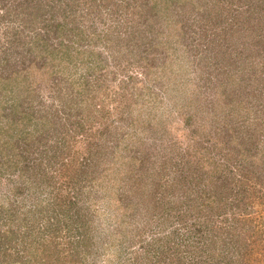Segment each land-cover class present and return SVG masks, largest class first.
<instances>
[{"label": "rangeland", "instance_id": "1", "mask_svg": "<svg viewBox=\"0 0 264 264\" xmlns=\"http://www.w3.org/2000/svg\"><path fill=\"white\" fill-rule=\"evenodd\" d=\"M30 1L0 0V231L59 242L65 264L80 235L84 264H180L178 253L184 264H264V0H74L66 21L91 38L58 74L34 61ZM26 83L34 102L18 98ZM30 106L51 124L10 138L9 119L22 129ZM81 107L94 114L84 128L70 116ZM95 150L104 160L94 168L113 165L111 179L78 193L77 168ZM219 164L237 193L209 205L212 222L199 226L184 186L202 167L221 181ZM224 244L223 255L212 251Z\"/></svg>", "mask_w": 264, "mask_h": 264}, {"label": "trees", "instance_id": "2", "mask_svg": "<svg viewBox=\"0 0 264 264\" xmlns=\"http://www.w3.org/2000/svg\"><path fill=\"white\" fill-rule=\"evenodd\" d=\"M75 2L76 1L74 0H35L33 4H29L28 10H27L28 17L26 18L23 17V22H25L26 24L23 30L24 32L26 31L27 36L31 37L30 38V41H31L30 48L34 56L33 57L34 61L36 60L41 61V64L37 67L39 70L46 69L47 67H51L49 68L52 70L51 72L54 74H58L59 72H63V70L70 69V67L75 65L74 61H71L72 58L74 57L73 50L78 48V44L82 43V40H89L91 38L90 35H82L79 32L78 27H74L73 25L70 24V23L73 24L74 22L76 23V18L73 19V21L69 23H68V20L66 21L67 17L74 16V11H76V8L73 6ZM77 2L81 3L80 0H77ZM124 24L127 26L134 25V23H132L131 21H126V23ZM29 69H31V67L25 70H20V69L13 70L10 75L5 77V82L6 80H11L13 78L23 75L24 71H27L26 75L29 76V72H30L28 71ZM62 75H64V73H62ZM27 80L28 79H26L25 81ZM67 80H68V77L66 81ZM123 83H125V81H123ZM30 84L31 83H26L22 86L21 94L18 97L19 99L20 98L24 99V94H25L26 97L29 96V98L31 99L30 100L31 102H34L35 97H34V94L32 95L33 89ZM67 95L68 97L73 96V94L70 93L69 91ZM83 102L85 101L83 100ZM71 105L72 107L75 106V104H71ZM30 107L32 108V106ZM81 109H83L82 111L83 113H81L80 115L78 114L76 116V115L71 114L70 116L74 118V122L77 123V125H80L81 127L84 128L83 125L85 124V122L91 120L94 114L93 112H88L85 114L84 113L85 109L83 107H81ZM35 111L36 110L32 108L29 110V112L24 113L22 118L25 121V125L24 127L21 126L22 129L19 128V130H17L16 132L14 131L15 133L13 132V130L18 128L16 126L17 124L15 123V125H11V121L9 119L8 121L9 130L6 131L8 133L7 135L10 136V138L13 135H16L17 137H19L21 133L22 137L20 139H22L24 138L23 135L27 133V130H25V127L28 126L29 124H34V123H35L34 128H37V130L39 128V125H41L43 127V130H45L46 127L49 124H51V119L43 122L41 121L39 117H37V115L35 114ZM66 118H68L67 115H66ZM75 132L77 133V131ZM28 133L31 135L30 128H29ZM60 138L62 140L63 136H61ZM1 146L4 147L5 144H1ZM2 147L0 148L2 149ZM57 147H58V144H57ZM100 154L97 153L96 155V150L95 152H90V154L86 156L85 165H82V167L77 168L79 172L77 174L75 184H78V187H77L78 193L82 192V190H84L85 188L94 187L95 189V186H96V190H97L101 186V184H103V188L105 187V184L108 185V182L111 179L110 175H111V172L114 170V167L113 165L109 164L106 167H104L103 170L100 172H99L98 167L94 168L96 165L98 164L101 165L103 163L104 155H100ZM241 155H244V154L242 153ZM132 157L133 158H130L128 160V163L131 166H132L131 161L137 159L136 156H132ZM246 161L247 160H244L241 163V168L247 169ZM200 164L202 163L200 162ZM219 165L220 166L215 165V167H219L216 170L217 174H219L221 171H227L226 174H224L223 176L224 179L222 178L221 181L218 180L219 177H216V179L213 178L214 174H210L211 169H209L210 173L206 174L203 171L204 167H202V168H199L197 173L193 174V176L191 177L192 179L188 180V183H186V185L184 186V190L187 191L188 204L192 206L190 210L195 209L196 213L200 214L198 215L200 220L197 221L199 226H203L204 224L209 225V223L212 222V219H213V217H211L212 212L208 213L209 211H205V209L209 207V205L215 207V209L213 210H218V208L220 207V204L223 205V202L225 201L224 199L225 193L229 192V193H232L233 195L237 193V188L235 189L234 185L238 183V180L235 181V183H233V187L231 185L232 188L229 187L225 180L228 178L227 176L229 175L230 169L228 171L224 168H221L222 167L221 164ZM134 168H136L135 165L131 169L126 171V174L127 173L130 175L132 173L135 174L137 170H135ZM66 171H68L67 168L63 171V177L65 176L64 174L66 173ZM115 171L123 174L122 169L118 168ZM4 173L5 171H3V165H1L0 174H4ZM244 173H245V170L242 171L240 176H242ZM205 174L207 175L208 178H206ZM247 179L250 180L249 178ZM239 182L241 183L239 185H244V182L242 181H239ZM202 183H206L207 184L206 186H208V184L211 183L210 191H203L206 189L200 190L203 188L200 186L202 185ZM138 186H139L138 189H141L142 195L147 194L145 190V187L147 186V184L140 181L139 183H137V187ZM131 187L134 188L133 185ZM215 187L217 188L222 187V190L224 189V191L221 192ZM232 198H235V197H232ZM196 200H199L198 207L194 206V203L196 202ZM211 204H214V205H211ZM94 206L95 205L93 206L91 205V207H94ZM200 230L202 231V229ZM82 233L83 231H80V234ZM31 234L32 233H29L30 237L28 238V240H26L27 238L25 239L20 238L16 232L10 231L9 228L5 229L2 232L0 231V264H65L66 263L65 262L66 258L61 256L63 255L62 253L63 250L59 248L58 246L59 242H55L54 243L55 246H53L52 244L45 242V238H40L39 236L30 239ZM196 235L197 233H195V236ZM201 236L202 235H200V237ZM80 237H81V240L85 242L86 238L83 237V235H80ZM204 237L206 236L201 237V239L197 241L198 245H196L195 252L197 253L198 256H201V252H202L204 245L208 248V243L205 244V242L203 241ZM20 239L22 241H20ZM82 241L78 239L75 241L76 245L73 246L72 244V247H69L66 249V251L67 250L70 251V253H68L69 254L68 256L70 258L68 259L71 260L72 264H74V261L72 260L73 257L79 261V264H84L87 256L90 253V250L88 249V246L90 245V243L87 246V248L86 247L84 248V242ZM20 245L21 247L19 248ZM199 245L200 247H198ZM178 246L179 245H177V249H178ZM216 249L218 250L219 256L228 252L227 244H224V246L215 245L212 248V251L216 253ZM184 254L185 253H182L180 255L178 253V255L174 258V261L177 260L178 263L184 264L183 262L185 261H183V259L185 258H183L182 256ZM216 257L217 256H215V258ZM207 258L208 259L206 261H209L210 263L211 262L216 263L217 261V259H214V254L211 251Z\"/></svg>", "mask_w": 264, "mask_h": 264}]
</instances>
